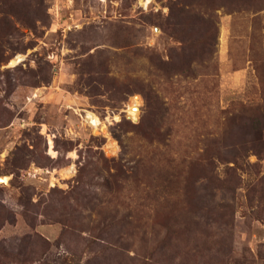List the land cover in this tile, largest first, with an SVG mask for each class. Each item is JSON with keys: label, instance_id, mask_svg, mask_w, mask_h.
<instances>
[{"label": "rangeland", "instance_id": "1", "mask_svg": "<svg viewBox=\"0 0 264 264\" xmlns=\"http://www.w3.org/2000/svg\"><path fill=\"white\" fill-rule=\"evenodd\" d=\"M141 1L0 0V264H264V0Z\"/></svg>", "mask_w": 264, "mask_h": 264}, {"label": "bare ground", "instance_id": "2", "mask_svg": "<svg viewBox=\"0 0 264 264\" xmlns=\"http://www.w3.org/2000/svg\"><path fill=\"white\" fill-rule=\"evenodd\" d=\"M150 1L151 0H142L141 2H142V4H148ZM21 58H22V55H16L15 57H13L11 59L10 64L14 65V64L18 63V61ZM140 100L141 99L139 98L138 95L132 96L129 104L127 105V107L125 109V111L127 112L129 117H131L133 119H136L138 117L137 115H138V112H139ZM86 119L93 127H95V129H98L99 126L101 125L100 119L97 116H95L93 113H91V112H87ZM100 128L102 129V131L105 132L104 125H102ZM49 143L51 144V141H49ZM110 148L112 150H115L116 149L115 144H111ZM106 151H107V153L109 152L108 149H106ZM65 171H66V173H68V175H71L72 172H73V166L71 165V166L66 167ZM52 179H55L54 176H52ZM1 181L2 182H7L8 181V176L1 175L0 176V182Z\"/></svg>", "mask_w": 264, "mask_h": 264}]
</instances>
